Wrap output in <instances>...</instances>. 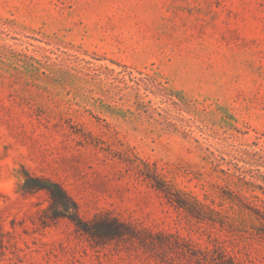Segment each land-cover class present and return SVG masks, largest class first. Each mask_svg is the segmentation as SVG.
<instances>
[{"label": "rangeland", "instance_id": "1", "mask_svg": "<svg viewBox=\"0 0 264 264\" xmlns=\"http://www.w3.org/2000/svg\"><path fill=\"white\" fill-rule=\"evenodd\" d=\"M203 256L264 264V0H0V264Z\"/></svg>", "mask_w": 264, "mask_h": 264}, {"label": "trees", "instance_id": "2", "mask_svg": "<svg viewBox=\"0 0 264 264\" xmlns=\"http://www.w3.org/2000/svg\"><path fill=\"white\" fill-rule=\"evenodd\" d=\"M29 180L27 179L25 182V189L27 191H46L50 198L52 199L51 209L55 212V217L60 218L64 217L69 219L73 222L76 228L88 235L91 236H99L104 235L103 233L111 232L114 236L122 237L124 234L116 231L114 226L107 225L106 227L95 226L97 223H90L84 221L79 216L78 206L76 203L66 194L63 188L58 184H38V185H31L29 184ZM40 182V181H39ZM110 224V223H106ZM229 263L234 264V261H230ZM196 264H215V261L208 258L207 256H203V258H197ZM216 264H224V262L216 263Z\"/></svg>", "mask_w": 264, "mask_h": 264}]
</instances>
